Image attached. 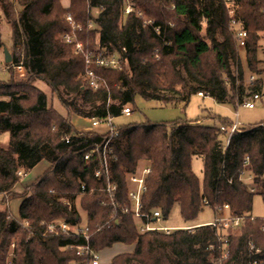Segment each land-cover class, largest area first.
<instances>
[{"label":"trees","instance_id":"16d2710c","mask_svg":"<svg viewBox=\"0 0 264 264\" xmlns=\"http://www.w3.org/2000/svg\"><path fill=\"white\" fill-rule=\"evenodd\" d=\"M59 1L0 0L5 18L11 21L13 52L7 65L22 66L28 74L25 82H16L13 76L0 82V134L9 135L8 147L0 145V195L15 187L19 173L28 174L43 162L50 164L46 177L23 201L18 217L0 212V264H80L83 258L77 256L75 247L83 243L81 237L47 234L41 226L42 221L58 219L81 223L71 208L79 195L87 214L90 245L96 251L118 243L136 244L134 253L117 255L110 264H209L208 247L216 238L211 225L168 235L141 233L136 218L121 212V207L131 205L128 175L136 173L142 163L151 169L142 197L143 223L155 211L167 218L175 205L190 222L204 207L228 204L232 214L247 215L228 234L229 264H249V241L264 250L263 222L252 220L251 214L255 195L264 203V122L235 132L228 147V135L221 127L230 128L234 122L227 120H221V127L199 120L129 124L116 128L118 136L108 154L104 136L78 132L70 119L49 107L46 94L34 86L40 82L48 87L68 116L100 121L123 115L135 103L137 93L164 105L202 93L218 104L237 107L260 93L262 83L245 86L240 56L219 0H132L137 11L161 26L160 35L144 27L135 13L125 17L122 0H71L65 10ZM237 4L238 16L249 32L246 53L248 68L254 72L258 42L264 34V0H237ZM101 7L100 14L93 16L92 11ZM68 13L94 24L93 30L79 36L86 50L101 57L127 50L122 71L95 70L104 81L97 91L88 88L82 55L62 42ZM17 47L22 48L21 54L16 53ZM236 73L241 82L238 87ZM194 158L203 162V181L192 169ZM246 159L252 166L248 170L255 174L251 183L255 192L239 181ZM97 171L102 173L100 179L95 177ZM110 184L117 185L115 200L107 191Z\"/></svg>","mask_w":264,"mask_h":264},{"label":"rangeland","instance_id":"374dc122","mask_svg":"<svg viewBox=\"0 0 264 264\" xmlns=\"http://www.w3.org/2000/svg\"><path fill=\"white\" fill-rule=\"evenodd\" d=\"M60 1H61V5L64 8V10L69 9L71 7V0H60ZM60 1H59V4H60ZM68 15H71L74 18V16L71 13H68L65 16L66 24H67L66 18ZM92 15L98 16V13L96 12V10L92 11ZM76 21L84 29L81 32V34L84 32H87V30H85L84 28V25H86L87 23H83L78 20ZM203 24L206 25L205 21H203ZM235 27L237 28V26ZM68 30H69V27H68ZM227 30L229 31L228 23H227ZM0 33H1V40L3 43V46L0 48V50L4 52L5 49H7L9 50L10 54H12L13 51H12V45H11V21L7 20L4 16H0ZM66 33H68V31L63 33L61 36L62 42H64L63 36H65ZM218 39L222 40V37L218 35ZM258 46H259L258 55H257L258 59H257L256 71L254 72H252L248 68L247 53L241 54L242 51H239L236 49L238 55L240 56L241 63L244 62V64H242V67H243V72H244L243 81H244L245 86L248 85L249 76L251 75H254L257 80L254 85L258 83H262V91L259 93L260 98L254 102L255 104L254 109H248L245 106L246 102L251 100L249 99V97L245 98L244 103L241 105H237V107H234L232 105H221L215 102L210 97H200L197 94L191 95L189 98H183V99L181 98L182 100L175 105L174 104L164 105L154 100L144 99L140 94L137 93L135 95V103L131 105V108H133L132 114L130 116H126L123 114L119 117L114 118L112 121L114 127L117 128L120 126L129 125V124H141L147 121H150L151 123H165V122H174L177 120H183V121L186 120L188 122H196L199 120V123L203 125L221 127L222 126V124L220 123L221 120L235 122L236 114H238V119L241 122L242 129H249L250 127L254 125L263 123L264 122V34L260 35ZM84 49H86L85 45H84ZM73 50H75L74 47H73ZM16 53L21 54L22 52L19 53L17 51ZM4 57L5 55L3 57L0 56V82L9 81L11 76L14 77V80L16 82H25L28 79L27 72L24 69L22 72H19L18 70H15L12 66L7 65L8 63L4 62L5 61ZM82 57H83V62L85 64V55H82ZM233 70L234 72H236L235 67L233 68ZM37 85H38V82L34 83V86H37ZM248 93H249V90H248ZM46 96L48 98L49 107L55 112H57V114L60 117L64 119L68 118L70 119V122H71V116H68V113L67 114L65 113L66 117H63V115L60 113L61 111L59 112L58 110L59 107H57L58 103H56L57 100L55 99L56 96H54L51 93V91ZM76 102L78 105L81 104V101L79 98L76 100ZM55 103H56V107H54ZM89 122L91 123V119H89ZM78 132H81V131H78ZM81 133H96V134L102 135L101 131L100 132H94V131L90 132L89 131V132H81ZM7 144H9L8 133L0 134V145L2 147H6ZM248 163L250 164V162ZM49 167H50V164H48L47 162H43L39 164L34 169V171L28 174H24L22 172L18 174L19 182L15 185V187L9 193L0 195V212L8 213L14 217H18L19 208L22 205L23 201L28 196H30L31 188L33 186H36L40 182H42L41 180L44 179V177H46L45 174ZM143 167H147V166H145V164L142 163L140 164L139 169H142ZM251 168L252 166L250 164L248 169L250 170ZM192 169L194 173L199 177L200 181H203V173H202L203 172V162L200 158L193 159ZM250 175H251V172H248L245 175V178H248ZM254 179H255V174H254ZM246 185L250 188L252 187V184L250 182H248ZM52 191L53 190H51L50 193H52ZM81 198H82L81 195L77 196L72 201L71 208L74 211H76L79 217L81 218V224L79 226H84V224L87 223V214L81 208V205H80ZM251 214L256 219L264 218V203H263L261 196L259 195L254 196ZM214 219H215L214 210L211 207H204L201 213L199 214V216L197 217V219L190 221V222L185 221L183 217L181 216L179 206L175 205L173 209L171 210V212L169 213L167 218H162L159 221L152 222L150 225V228L151 230L158 231V232L165 234L166 233L165 231L167 230H169L170 233H172L178 230H190V229H195V228L202 227V226H210L213 224ZM59 220L61 219H58L55 221H59ZM136 222L138 223V226L140 228L142 224L141 220L136 218ZM144 232H141V233H144ZM230 232L231 230L228 231L227 233L230 234ZM102 264H104V262Z\"/></svg>","mask_w":264,"mask_h":264},{"label":"built area","instance_id":"2783aa9c","mask_svg":"<svg viewBox=\"0 0 264 264\" xmlns=\"http://www.w3.org/2000/svg\"><path fill=\"white\" fill-rule=\"evenodd\" d=\"M124 4V16L128 17L130 14L135 13L139 18L142 20V25L144 27H151L157 34H161V26L157 24L156 20L145 15L141 11H137L136 7L134 6V3L132 0H122ZM155 1V0H150ZM219 3L223 6L227 20H228V26L229 31L232 36V39L234 41L235 48L239 51H242L241 54L246 53L248 39H249V32L245 29L242 20L238 16V4L237 0H219ZM172 9H175L174 3H172ZM102 7L96 10L98 15L102 11ZM264 11V10H263ZM67 25L69 27L68 33L63 36V40L68 45L75 48L76 54L85 55V78L88 82V88L92 89L93 91L99 90L103 84L104 81L99 78L96 74L97 68H108L115 71H122L124 69V66L126 64V48H122L121 52H118L114 55L107 56V57H101L97 55L94 52L87 51L84 49V43L79 40V35L84 30L80 24L71 16L68 15L67 18ZM168 25L170 27H173V23L169 22ZM237 26V28L235 27ZM85 30L91 31L94 29L93 22H88V24L84 25ZM169 45V43H168ZM21 53L22 48L17 47L16 52ZM244 52V53H243ZM240 54V55H241ZM0 56H4V52L0 50ZM5 59V57H4ZM5 62V61H4ZM6 64V63H5ZM15 70H18L19 72L23 71L22 66H14ZM236 86L238 87L240 85V80L238 78V74L236 73ZM256 78L254 75L249 76L248 85L253 86L256 82ZM228 86L230 85V82L227 83ZM198 96L204 97L202 93H199ZM260 98L259 93H255L252 96L249 97L251 99L250 101H247L245 106L248 109H254L255 104L254 102ZM131 106L126 107L123 110V114L126 116H130L133 112ZM113 120L109 119L108 121H100L97 119H91V126L93 128H100L104 127L105 131L102 133V136L106 139V142L104 144V152L111 154L112 149L110 147V144L112 141L118 136V132L116 128L114 127ZM221 130L225 133H227L228 137L226 140V147L229 146L232 135L235 132H240L241 130V122L238 119V114H236V121L232 124V126L225 127L222 126ZM108 155L106 154L107 159ZM90 155L85 156V160H89ZM249 160L247 159L244 164V170H242L239 174V181L246 185L248 182L252 183L254 180V174L251 173V175L248 178H245V175L250 172L248 170L249 168ZM106 175L109 176L108 168L105 167ZM20 174V173H19ZM151 174L150 167H143L142 169H139L136 173L129 174L128 175V184H129V192H128V199L131 203L128 207H121V212L123 215H133L135 218L142 219V197L147 192V184L146 181L148 177ZM95 177L97 179H100L102 177L101 171H97L95 173ZM232 183V181H229ZM82 190H85V186H82ZM117 190V185L110 184L108 186L107 191L110 194V198L112 200H115L114 193ZM250 192H255L254 188L249 187ZM54 191H52L53 193ZM69 205L68 202H65ZM214 213H215V219L213 224L211 225L215 231V242L210 244L208 247V250L210 252L209 256V264H229L230 256H231V250H230V239L228 235V231L232 229H236L240 227L244 221L247 218L246 214L243 215H235L231 213L230 207L228 204L223 206H215L214 207ZM163 218L161 211H155L151 218H147V222L143 223L139 228L140 232L144 231H154L151 230L150 225L152 222L159 221ZM256 218L252 217V220H255ZM260 219V218H259ZM263 224L261 226V230L264 233V218L260 219ZM118 222V221H117ZM81 223L73 225L71 223H68L64 220L59 221H51V222H41V226H43L46 229L47 234L51 235H60V234H74L76 236H79L82 238L83 243L79 246H76L77 250V256L83 258V261L80 262V264H102V253L101 251H96L91 245H90V235H89V229L87 227V223L84 224V226H79ZM25 225L30 228V224L28 222L25 223ZM168 234H170V231H165ZM165 233V234H166ZM248 252L250 254V257L252 258L251 262L249 264H264V250L257 246L253 241H249L247 244Z\"/></svg>","mask_w":264,"mask_h":264},{"label":"crops","instance_id":"0c3cea01","mask_svg":"<svg viewBox=\"0 0 264 264\" xmlns=\"http://www.w3.org/2000/svg\"><path fill=\"white\" fill-rule=\"evenodd\" d=\"M0 16H4L1 8H0ZM5 17V16H4ZM241 64H244V62H242ZM37 88H39L42 92H44L46 95H48V93L50 92V89L48 87H46L44 84L38 82V85L36 86ZM55 99L57 100L56 103H58L57 107H59V112L63 115V117H66L65 116V113L67 114V111L66 109H64L59 100L57 99V97H55ZM56 103L54 105V107H56ZM66 111V112H64ZM63 112V113H62ZM71 122L72 124L74 125V127L78 130V131H81V132H100L103 133L105 131V128L104 127H100V128H93L91 126V123L89 122V119H84V118H81V117H78V116H71ZM8 147V144L6 145V147H3V148H7ZM34 171V170H33ZM32 172V171H31ZM136 249V244H133V245H125V244H122V243H118V244H115L112 248H107L103 251H101L103 257H102V262H104V264H110L112 259L114 257H116L117 255H120V254H132L134 253ZM106 251V252H104Z\"/></svg>","mask_w":264,"mask_h":264},{"label":"water","instance_id":"95a60500","mask_svg":"<svg viewBox=\"0 0 264 264\" xmlns=\"http://www.w3.org/2000/svg\"><path fill=\"white\" fill-rule=\"evenodd\" d=\"M4 55H5V62L8 64L11 63L12 57H11L9 50L5 49Z\"/></svg>","mask_w":264,"mask_h":264}]
</instances>
